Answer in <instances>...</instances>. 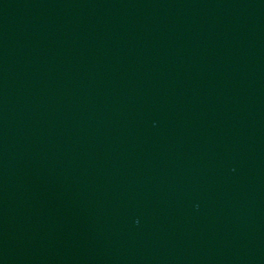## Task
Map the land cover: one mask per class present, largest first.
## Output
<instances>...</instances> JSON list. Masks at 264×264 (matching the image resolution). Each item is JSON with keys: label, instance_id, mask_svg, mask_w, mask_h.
<instances>
[{"label": "water", "instance_id": "1", "mask_svg": "<svg viewBox=\"0 0 264 264\" xmlns=\"http://www.w3.org/2000/svg\"><path fill=\"white\" fill-rule=\"evenodd\" d=\"M0 264H264V0H76L0 133Z\"/></svg>", "mask_w": 264, "mask_h": 264}]
</instances>
